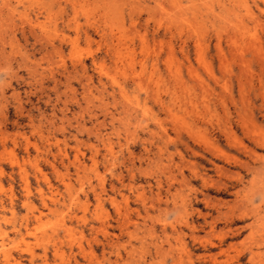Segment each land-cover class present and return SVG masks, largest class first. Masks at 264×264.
Masks as SVG:
<instances>
[{"label": "rangeland", "instance_id": "rangeland-1", "mask_svg": "<svg viewBox=\"0 0 264 264\" xmlns=\"http://www.w3.org/2000/svg\"><path fill=\"white\" fill-rule=\"evenodd\" d=\"M0 264H264V0H0Z\"/></svg>", "mask_w": 264, "mask_h": 264}, {"label": "bare ground", "instance_id": "bare-ground-1", "mask_svg": "<svg viewBox=\"0 0 264 264\" xmlns=\"http://www.w3.org/2000/svg\"><path fill=\"white\" fill-rule=\"evenodd\" d=\"M179 3V2H178ZM236 22V21H235ZM220 55V54H219ZM260 137V136H259ZM259 140V139H258ZM215 260V259H214Z\"/></svg>", "mask_w": 264, "mask_h": 264}]
</instances>
